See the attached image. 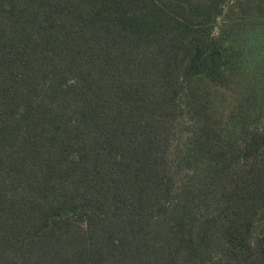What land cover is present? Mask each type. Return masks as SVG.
Returning a JSON list of instances; mask_svg holds the SVG:
<instances>
[{"label":"trees","instance_id":"1","mask_svg":"<svg viewBox=\"0 0 264 264\" xmlns=\"http://www.w3.org/2000/svg\"><path fill=\"white\" fill-rule=\"evenodd\" d=\"M264 0H0V264H264Z\"/></svg>","mask_w":264,"mask_h":264},{"label":"rangeland","instance_id":"2","mask_svg":"<svg viewBox=\"0 0 264 264\" xmlns=\"http://www.w3.org/2000/svg\"><path fill=\"white\" fill-rule=\"evenodd\" d=\"M251 45H254L258 50L264 47V29L258 30L251 39Z\"/></svg>","mask_w":264,"mask_h":264}]
</instances>
